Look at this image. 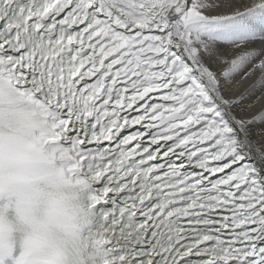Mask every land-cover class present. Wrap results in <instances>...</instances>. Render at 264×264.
<instances>
[{"label": "snow or ice", "instance_id": "obj_1", "mask_svg": "<svg viewBox=\"0 0 264 264\" xmlns=\"http://www.w3.org/2000/svg\"><path fill=\"white\" fill-rule=\"evenodd\" d=\"M36 126L89 184L73 264H264V0H0V131Z\"/></svg>", "mask_w": 264, "mask_h": 264}, {"label": "clouds", "instance_id": "obj_2", "mask_svg": "<svg viewBox=\"0 0 264 264\" xmlns=\"http://www.w3.org/2000/svg\"><path fill=\"white\" fill-rule=\"evenodd\" d=\"M47 139L39 126L0 131V238L14 245L5 264H73L88 227L89 184Z\"/></svg>", "mask_w": 264, "mask_h": 264}, {"label": "bare ground", "instance_id": "obj_3", "mask_svg": "<svg viewBox=\"0 0 264 264\" xmlns=\"http://www.w3.org/2000/svg\"><path fill=\"white\" fill-rule=\"evenodd\" d=\"M244 88H245V85H243L242 83L237 85L235 87L234 98H235L236 95H239L241 92H243Z\"/></svg>", "mask_w": 264, "mask_h": 264}]
</instances>
